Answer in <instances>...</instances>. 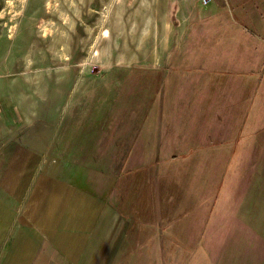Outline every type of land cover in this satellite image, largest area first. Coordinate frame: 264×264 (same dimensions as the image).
<instances>
[{
    "label": "rangeland",
    "instance_id": "374dc122",
    "mask_svg": "<svg viewBox=\"0 0 264 264\" xmlns=\"http://www.w3.org/2000/svg\"><path fill=\"white\" fill-rule=\"evenodd\" d=\"M201 3L0 0V131L18 125L15 121L7 124L12 118L7 100L14 106L28 102L32 112V99L39 97L41 101L42 95L47 110H52L45 122L52 123L62 114L60 132L66 137L84 131L89 121L100 147L95 145L90 150L86 164L75 174L79 181L87 182L88 174L95 180L101 173L94 168L96 156H92L101 147L104 149L99 153L102 165L97 164L99 168L108 167L110 202L124 214V233L119 236V243L124 239L127 245L124 264H129L131 257L136 264H197L198 259H208L209 253L211 259L219 260L239 254L225 251L223 245L231 244L234 249L244 244H263L262 237L231 233L228 226L223 227V215L220 220L213 218L214 182L190 186L197 172L188 176L185 164L196 157L187 153L182 156L181 150L176 153L183 145L179 137L181 124H170L174 115L167 118V114L173 108H167L160 87L158 107L153 106L151 80L161 81L166 70L159 66L161 71L151 75L148 57L156 48L158 55H166L163 41L168 23L176 26L182 21L197 22L203 18L197 16L225 4L236 22L231 35L224 32L221 36L225 55H240L237 51L243 38L255 39L256 49L264 48V0ZM198 7L203 12L200 15L196 14ZM191 10H195L192 17ZM239 62L244 63L239 64L237 73L248 71L242 73L257 89L264 76V59H255L251 64L246 59ZM77 121L79 125L75 126ZM118 141L123 142L119 151ZM118 166L121 171H117ZM213 171L211 181L221 185L223 177L217 179V170ZM225 212L228 216L229 211ZM198 245L213 251H201Z\"/></svg>",
    "mask_w": 264,
    "mask_h": 264
},
{
    "label": "crops",
    "instance_id": "0c3cea01",
    "mask_svg": "<svg viewBox=\"0 0 264 264\" xmlns=\"http://www.w3.org/2000/svg\"><path fill=\"white\" fill-rule=\"evenodd\" d=\"M215 7L197 16L203 17L197 22L167 24L166 55H158L156 48L148 57L151 75L160 72L161 66L166 70L161 81L151 80L153 106L158 107L160 87L167 108H173L167 114V118L174 115L170 124H181L183 145L176 153L181 150L182 156L196 157L185 164L188 176L197 172L190 186L214 182L213 218L220 220L223 215V227L228 226L236 236L262 237L263 244L234 249L231 244L223 245L225 251L239 254L222 260L211 259L213 250L198 245L209 254L197 264H264V76L254 90L250 78L242 73L248 71L237 73L244 63L239 61L263 60L264 48L256 49L262 55H255L256 40L245 38L240 55H225L221 36L224 32L231 35L236 22L228 19L229 6ZM200 13L201 9L196 11ZM32 100V112L28 102L14 106L7 100L12 113L7 124L15 121L18 125L0 131V264H124L127 245L124 239L119 243L124 214L110 202L108 167L97 164L104 149L92 156H96L94 168L101 173L95 180L88 174L87 182L79 181L75 174L86 164L90 150L99 146L94 127L88 121L84 131L66 137L60 132L62 114L52 123L45 122L52 111L47 110L45 95L41 101L39 97ZM154 116L157 131L156 111ZM211 139L215 142L209 143ZM116 146L119 151L123 142ZM213 170H217V179L223 177L221 185L211 181ZM129 264L136 260L131 257Z\"/></svg>",
    "mask_w": 264,
    "mask_h": 264
},
{
    "label": "trees",
    "instance_id": "16d2710c",
    "mask_svg": "<svg viewBox=\"0 0 264 264\" xmlns=\"http://www.w3.org/2000/svg\"><path fill=\"white\" fill-rule=\"evenodd\" d=\"M228 19H231L232 21L235 22V20H233L231 17H228ZM222 20H223V18H222ZM221 43H222V42H221ZM241 43H242V44L239 45V50H238L239 53H240L241 50L244 49L245 46H246V42H245V39H244V38H243V41H242ZM217 46H220V43H217ZM253 50H254V52H255V51H256V48L253 47ZM256 54H257V55H262V53L260 54L259 51H256Z\"/></svg>",
    "mask_w": 264,
    "mask_h": 264
},
{
    "label": "built area",
    "instance_id": "2783aa9c",
    "mask_svg": "<svg viewBox=\"0 0 264 264\" xmlns=\"http://www.w3.org/2000/svg\"><path fill=\"white\" fill-rule=\"evenodd\" d=\"M210 2H211V0H202V3L205 5L209 4Z\"/></svg>",
    "mask_w": 264,
    "mask_h": 264
}]
</instances>
